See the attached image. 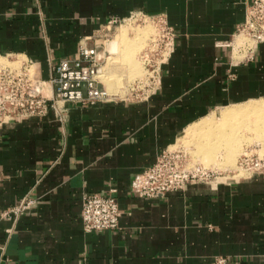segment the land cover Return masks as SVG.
Listing matches in <instances>:
<instances>
[{
    "label": "crops",
    "instance_id": "crops-1",
    "mask_svg": "<svg viewBox=\"0 0 264 264\" xmlns=\"http://www.w3.org/2000/svg\"><path fill=\"white\" fill-rule=\"evenodd\" d=\"M252 0H0V54L25 55L50 96L52 65L97 43L113 17L162 13L174 48L141 98L67 103L0 126V264H264V172L191 183L163 197L131 191L134 175L223 107L264 97V42L236 58ZM115 189L118 228L86 232L82 196Z\"/></svg>",
    "mask_w": 264,
    "mask_h": 264
},
{
    "label": "built area",
    "instance_id": "built-area-1",
    "mask_svg": "<svg viewBox=\"0 0 264 264\" xmlns=\"http://www.w3.org/2000/svg\"><path fill=\"white\" fill-rule=\"evenodd\" d=\"M134 17L139 21L151 18L158 29V38L154 41L156 45L153 46L158 47L160 40L163 42L162 49L151 47L142 52L147 82H135L137 86L146 84L154 87L161 65L173 51L175 31L162 13L147 14L141 11L131 12L126 18L113 17L105 26L120 25ZM237 33L244 34L248 39L239 47L245 54L253 53L254 45L264 42V0H252L246 5L244 20L238 24ZM87 41L84 39L79 43L74 57L62 58L52 65L50 96L44 92L43 82L37 79L35 63L31 58L14 55L13 59H9L12 55L0 54V126L18 118L43 116L49 108L63 120L68 111L67 103L84 106L113 100L116 96L108 92L101 81L103 55L98 51L97 43L90 45ZM154 51L158 57H153ZM135 97L143 96L136 94ZM257 172H264V147L244 150L227 175L200 164L191 165L181 149L166 148L151 165L134 175L130 188L140 197H163L168 192L183 190L191 183L235 179ZM115 193L116 190L111 189L107 194H83L81 220L84 231L101 232L118 228L121 211ZM33 202L30 197H24L16 204L0 209V219L20 216L31 208Z\"/></svg>",
    "mask_w": 264,
    "mask_h": 264
},
{
    "label": "rangeland",
    "instance_id": "rangeland-1",
    "mask_svg": "<svg viewBox=\"0 0 264 264\" xmlns=\"http://www.w3.org/2000/svg\"><path fill=\"white\" fill-rule=\"evenodd\" d=\"M121 28L124 29V31H125L124 34L127 37V39L136 43L135 48H134L135 50L134 49L132 50V52H135L136 55L134 53H133L134 55L133 54L132 55H133V58L136 57L134 60L136 61L135 63L138 66V68H137V66H135V68H133L131 70L126 65V63L123 61V59L121 61V58L125 57V54H127L129 52L128 48L122 47V49H120L117 52H115V51L111 52V53L109 52L110 51L109 45L112 44L113 42L114 43L119 42V44H122L124 46L123 39H120L121 37L117 36V33H119L118 31H120ZM140 30L143 32L141 33ZM145 31H146V33L144 34ZM137 33L138 34L141 33L143 36L139 34V36L141 38H137L138 37ZM157 35H158V29L154 25L153 20L151 18H148V17H146L144 21H139L135 17L130 18V19H126L120 25H115V26H111V27L104 26L100 30V33L98 36V41H97L98 51H100L103 55L102 65L104 66V64L105 65L108 64V66L106 65L107 66L106 75L103 74L104 72H102V74H101V81H102L104 88H106L108 90V92H110L111 94L115 95L118 98H120V97H122V98H134L136 96V94H138V96L144 97L145 95H147L149 93V91L153 88L152 86H149L146 84L145 85L139 84V86H137L135 82L138 80H141L142 82H145V81L147 82L146 67H145V64L143 63V60L141 58V54H142V52H144V50H147L151 47H153L155 49V47H157V46H153V45H156L155 40H156V38H158ZM125 36H124V38H126ZM237 36L242 37V39L244 41L248 40L244 34H238L237 33L235 35V38L233 41V46H234V43H235ZM136 39H138V40H136ZM162 43H163L162 40H160V45H158L157 49L161 48ZM137 45H138V47H137ZM136 49H138L139 51H137ZM136 52H138V53H136ZM237 52H238V56H241L239 58H243L245 52L240 51L239 48H238ZM153 53H154V56H153L154 58L159 56V55L155 54V51ZM239 54H241V55H239ZM9 59H13V56H10ZM101 69H102V71H105L103 68H101ZM129 70H130V72H129ZM112 74L114 76H112ZM117 76H119V77H117ZM114 78H116V79H114ZM108 79H110L114 83L111 87H108V83H107ZM263 101H264V97L259 98V99L249 100L246 102H242L240 104L229 105V106L223 107L221 109H218L215 113H212L209 118H205L201 121V122H203L204 120L207 121V120L213 119L212 121L216 122L214 124V125H216L218 123V121L221 120L223 124L221 123V121H219L220 123L217 124L218 127L220 125H222L221 127H224V126L228 127V126H230L229 125L230 122L227 123L228 125H226L224 122H228V121H232V120H235L238 122V121L244 120L241 123H239V122L237 123L235 121H232L233 124L231 122V126L228 127L230 129L224 127L226 130V132L224 131V133H226V134L228 133L229 130H231V131H229L228 135H226V136H228V138H225V141H223L224 144L221 141L222 139L217 140L216 137H214L213 135H209V136H207L208 139L203 138V142H207L205 140H208L209 143L208 142L207 143L210 145L209 150L207 152H203V153L196 152V151H200L199 148H197L198 146L196 144V141L198 140V136H196V137L194 135L192 136V134L188 130L186 132L187 134L185 133L178 140L176 145H174L172 148L181 149V151L186 154L188 161H189V164H191V165L200 164V165L205 166L207 168L221 171L224 175H227L229 173V171L235 167V164H236V161H237L239 155L244 150H247L250 148H257L258 149L260 147L261 148L264 147V131H263L264 130V119H263L264 117L259 119V120L255 119L256 120L255 122L257 125V127L255 126L257 128L256 129L255 127H253L255 125L254 119H251V118L248 119L246 117L244 118L243 116H241V117H239V119H241V118H244V119L239 120L238 117L235 116V119H234V117H231V120L226 121L224 119L226 117L222 116V114H224V112L226 110H229V109H233V108L239 109V106H241V109L250 107L252 104H254V105L257 104L258 106H260V105L262 106V105H264ZM220 114L222 117L220 116ZM212 116H214V117H212ZM238 116H240V115H238ZM222 118L225 121L222 120ZM226 119H229V117ZM248 121H251V122L249 123ZM201 122H200V124H201ZM236 123L241 125V126L237 125ZM242 123H243V126H242ZM244 124H246L248 126H244ZM210 125H211V127L208 126V129H206L207 126H205L204 130H209V129L211 130V128L214 125H212V124H210ZM232 125H234L235 130H232V128H231V127H233ZM251 127L253 128V130ZM259 127H260V129H259ZM213 128L216 129L217 127H213ZM231 132H234L233 135ZM239 132H241V133H239ZM194 137H195V139L193 140ZM210 137H212V138H210ZM229 137L231 139H229ZM212 140H214V141H212ZM218 141H220V142L218 143ZM230 141H232V142H230ZM226 143L228 145H226ZM211 146H212V149H211ZM226 151H228V152H226ZM241 174H243V173H241Z\"/></svg>",
    "mask_w": 264,
    "mask_h": 264
},
{
    "label": "bare ground",
    "instance_id": "bare-ground-1",
    "mask_svg": "<svg viewBox=\"0 0 264 264\" xmlns=\"http://www.w3.org/2000/svg\"><path fill=\"white\" fill-rule=\"evenodd\" d=\"M123 28H121V30L120 31H118L119 33H117V36H119V37H121L120 39H123V43H124V46L122 45V44H119V42L118 43H112V44H110L109 46V52L111 53V52H117V51H119L120 49H122V47L123 48H128V50H129V52L127 53V54H125V57H123V58H121V61H122V59H123V61L126 63V65L132 70L133 68H135V66H137L136 65V61L134 60L135 58H133V55L135 54V52H132V50L135 48V45H136V43H134V42H132V41H130V40H128L127 39V37L125 36V34H124V29L122 30ZM141 31V30H140ZM143 31H141V33H142ZM141 33H139L140 35H142ZM146 33V31L144 32V34ZM139 34L137 33V35H138V37L137 38H141L140 36H139ZM124 36L126 37V38H124ZM143 36V35H142ZM127 39V40H126ZM136 40H138V39H136ZM244 43V40L242 39V37H240V36H237V38H236V40H235V43H234V54H235V57L236 58H239V57H241V56H238V48L242 45ZM233 44V43H232ZM137 47H138V45H137ZM115 49V50H114ZM135 50V49H134ZM137 51H139L138 49H136ZM134 53V54H133ZM136 53H138V52H136ZM133 54V55H132ZM113 55V54H112ZM136 55V54H135ZM239 55H241V54H239ZM113 57V56H112ZM115 57V56H114ZM137 60V59H136ZM123 62V63H124ZM122 64V63H121ZM138 64V63H137ZM107 66H108V64H106ZM105 64H104V66L102 65V67L101 68H103L105 71H102V69H101V74H102V72H104L103 74H105L106 75V68H107V66H106ZM127 67V68H128ZM137 68H138V66H137ZM136 68V69H137ZM134 71V70H133ZM136 71V70H135ZM109 72V71H108ZM129 72H130V70H129ZM128 72V73H129ZM137 72V71H136ZM112 76H114L113 74H112ZM116 77V76H115ZM117 77H119V76H117ZM112 78V77H111ZM103 79V78H102ZM114 79H116V78H114ZM113 80V79H112ZM108 87H111L114 83H113V81H111L110 79H108ZM264 102V101H263ZM261 104V103H260ZM253 105V106H252ZM250 107H247V108H243V109H241V106H239V109H229V110H224L225 112H224V114H222V116H224V117H226V118H228L229 117V119H226V118H224L226 121L227 120H231V117H234V119H235V116H237L238 117V119H239V117H241V116H243L244 118L246 117V118H248V119H254V122L256 121V120H259V119H261V118H263L264 117V105H260V106H258L257 104L256 105H254V104H252ZM245 107V106H244ZM223 113V112H222ZM238 115H240V116H238ZM220 116H221V114H220ZM221 116V117H222ZM212 117H214V116H212ZM244 118H241V119H244ZM215 119V118H214ZM223 118H222V120H224ZM233 119V118H232ZM237 119V120H238ZM241 119H239V120H241ZM256 119V120H255ZM264 119V118H263ZM213 120V119H212ZM212 120H207V121H203V122H201V124H200V126L198 125V124H196V128L194 127V128H191L190 130H189V132L192 134V136L194 135L195 137L196 136H198V140L196 141V144H197V148H199V150L200 151H196V152H201V153H203V152H207L208 150H209V142H208V140H205V141H207V142H203V138L205 139V138H207V136H209V135H213L214 137H216V139L217 140H221L222 141V143H223V141H225V138H228V136H226V135H228V133H229V131H231V130H229L228 131V133L226 134V133H224V131L226 132V130H225V128H228V127H230L231 126V122L232 121H235V120H232V121H228V122H224L226 125H228L227 123H229L230 122V126H224V127H221L222 125H220L219 127H218V123H220L219 121H221V120H219L218 121V123L216 124V125H214L216 122H214V121H212ZM224 120V121H225ZM244 121V120H243ZM242 120L241 121H238L239 123H241V122H243ZM246 121V120H245ZM235 122H237V121H235ZM237 122V123H238ZM249 123L251 122V121H248ZM263 122V121H262ZM221 123H222V121H221ZM236 123V124H237ZM247 123V122H246ZM210 124H212V125H214L213 127H217L216 129H214L213 127L211 128V130L209 129V130H204L205 129V126H207V128L206 129H208V126H210L211 127V125ZM223 124V123H222ZM232 124H233V122H232ZM235 124V123H234ZM248 124V123H247ZM237 125H239V124H237ZM236 125V126H237ZM249 125V124H248ZM248 125H246V124H244V126H248ZM233 127H231L232 128V130H235V127H234V125H232ZM239 126H241V125H239ZM242 126H243V123H242ZM257 127V125H256V122H255V125L253 126V127ZM255 127V128H256ZM252 128V127H251ZM254 128V129H255ZM213 129V130H212ZM228 129H230V128H228ZM227 129V130H228ZM237 129V128H236ZM257 129V128H256ZM259 129H260V127H259ZM252 130H253V128H252ZM264 131V130H263ZM232 133V135H233V133L234 132H231ZM239 133H241V132H239ZM187 134V133H186ZM188 137V136H187ZM195 137L193 138V140L195 139ZM231 137V136H230ZM229 137V139H231ZM184 138V137H183ZM210 138H212V137H210ZM208 139V138H207ZM188 140V139H187ZM202 140V141H201ZM245 140V139H244ZM189 141V140H188ZM194 141V142H195ZM212 141H214V140H212ZM193 142V143H194ZM220 141H218V143H219ZM230 142H232V141H230ZM217 143V144H218ZM224 144V143H223ZM230 144V143H229ZM226 145H228L227 143H226ZM232 145V144H231ZM214 146V145H213ZM225 146V145H224ZM232 147V146H231ZM220 148V147H219ZM211 149H212V146H211ZM227 150V149H226ZM221 151V150H220ZM226 152H228V151H226ZM207 154V153H206ZM221 154V153H220ZM232 155V154H231ZM215 159V158H214Z\"/></svg>",
    "mask_w": 264,
    "mask_h": 264
}]
</instances>
